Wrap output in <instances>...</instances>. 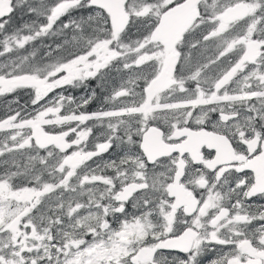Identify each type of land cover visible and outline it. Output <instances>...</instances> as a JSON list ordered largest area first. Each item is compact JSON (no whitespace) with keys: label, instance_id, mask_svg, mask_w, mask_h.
<instances>
[{"label":"snow or ice","instance_id":"obj_1","mask_svg":"<svg viewBox=\"0 0 264 264\" xmlns=\"http://www.w3.org/2000/svg\"><path fill=\"white\" fill-rule=\"evenodd\" d=\"M0 264H264V0H0Z\"/></svg>","mask_w":264,"mask_h":264}]
</instances>
